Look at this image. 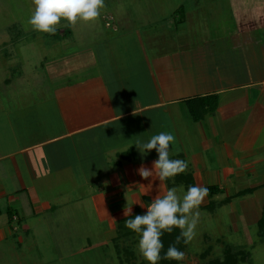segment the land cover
Listing matches in <instances>:
<instances>
[{"label": "crops", "instance_id": "1", "mask_svg": "<svg viewBox=\"0 0 264 264\" xmlns=\"http://www.w3.org/2000/svg\"><path fill=\"white\" fill-rule=\"evenodd\" d=\"M199 1L175 6L159 32L154 24L142 33L116 17L98 18L82 21L90 26L80 42L79 21L62 20L63 41L56 45L48 34L50 47L75 53L32 62L30 70L20 67L8 25L0 52V264H38L47 243L79 253L101 249L103 262L106 248L118 264H142L138 243L128 244L132 231L118 228L130 218L124 210L145 213L172 184L185 192V184L215 188L200 207L230 208L235 239L225 249L240 252V264H264L257 225L264 206V0L253 5L256 17L252 0H213L209 9ZM160 132L175 136L170 158L188 163L168 185L137 172L150 169L157 154L142 157L134 143Z\"/></svg>", "mask_w": 264, "mask_h": 264}, {"label": "rangeland", "instance_id": "2", "mask_svg": "<svg viewBox=\"0 0 264 264\" xmlns=\"http://www.w3.org/2000/svg\"><path fill=\"white\" fill-rule=\"evenodd\" d=\"M192 1L195 2L197 0H104L105 6L101 10V15L98 18L110 22V18L116 17V19L124 20L126 24L129 23V25H136L142 33V29L146 28L145 26L148 27L149 25L154 24L152 27L154 29L158 27L157 31L159 32L160 24H167L169 20L174 18V16L170 18V14L172 13V11H174L175 6H179L182 4H187L186 6H188ZM199 2H205L206 4H208L206 5L205 9H209V7H212L213 4V0H200ZM255 2L256 0L250 1V4L252 3V5L250 6V11H253L251 13H254V17L257 16L255 11L256 9L252 10L253 7L255 8V6H253ZM33 7V0H0V52L2 49V42L8 41L11 37L13 39V44L15 43L16 52H22V55H20L19 59L20 67H26L28 69L30 68V66L28 65H30L32 62H43L44 58L49 61L53 56L63 57L74 54L75 52H72L70 50H67V52H63V50H56L51 48L50 45H52V42L50 41L52 40L47 33H40L31 29L27 21L33 10ZM188 10L189 13L187 15V18L195 19V12H192L193 9L188 8ZM182 12V10H179V12L175 14V17L180 16ZM12 23L13 27L11 29V34L9 37L6 30L8 25L10 26V24ZM88 26H90L89 23L82 24V21H79L77 26H74V28L78 27L80 29L79 30L77 28V38L80 42L82 27H86L85 30H87V28H89ZM59 29L60 26H58L57 32H59ZM54 38H56V42H54L56 45H59L63 41L58 40L57 36ZM27 41H31V43L27 44ZM24 52L31 53L28 59L25 58ZM26 60L29 61L24 64ZM45 69H47V67L46 65H43L40 68V72L42 73ZM17 71L18 70L13 72L14 75H17ZM35 75L38 74L36 73ZM172 181L173 180H169L166 184L168 185ZM171 186L175 187L177 185L172 184ZM180 195L182 196L183 192H180ZM203 203H205V200H203L201 205ZM212 205L213 204H211L210 206ZM229 209L230 208H228L227 206H224L215 211L213 208L209 207V205L204 208H201L199 206L197 234L194 239L187 243L185 246V249L183 251L185 253V260L183 262L177 261V264H207L210 260L215 258L219 259L223 256V252L227 242H232L235 239V234L230 233L228 230V224L230 223L226 217L229 216ZM226 213L228 216L226 215ZM138 214L142 215L144 213H142L140 210L138 211ZM228 219L230 220L229 217ZM59 235L61 236L60 239H63L64 236L61 234ZM94 235L96 236V234ZM57 238L59 240V237ZM127 240L130 241L128 242V244H132L130 246L133 248V243H138L139 236L138 234L131 232V235ZM107 244L109 246V243ZM107 244H105V247H107ZM46 247L47 248H43L40 250L37 261L38 264H52V262L47 261L52 256H55L57 258V261H54L55 263L53 264H74L72 261L73 258L77 259L78 261L80 260V264H118V259L115 257H111L110 255L114 252V250L107 251L106 248L104 251L105 255L103 262L102 259H100L102 257L101 249L84 250L82 253H79L78 251L80 250L76 249H50L48 243L46 244ZM73 247H77V244H75L74 242L72 248ZM132 248L131 250L133 251ZM86 251H89L90 253H85ZM134 255L137 261H142V264H148V262L144 260L143 257L138 253L137 249L134 250ZM87 257L92 260V262H86L84 258Z\"/></svg>", "mask_w": 264, "mask_h": 264}, {"label": "clouds", "instance_id": "3", "mask_svg": "<svg viewBox=\"0 0 264 264\" xmlns=\"http://www.w3.org/2000/svg\"><path fill=\"white\" fill-rule=\"evenodd\" d=\"M33 10L28 18V25L32 30L55 34L61 21L69 25H76L78 21L95 22L101 15L105 6L104 0H33ZM175 143V136L171 132H160L149 139L137 140L136 146L140 155L147 156L151 150H155L157 159L152 167H139L138 175L147 180L154 177L160 182L174 180L178 174L184 173L188 163L182 159L170 158V146ZM152 181H149V185ZM183 192V195H179ZM208 194L206 186L192 185L185 191L183 187H171L163 195H158L150 202L144 214L132 216L131 205L127 207L124 215L128 219L124 221L127 229L138 234V253L148 264H158L161 259H171L178 262L185 260V253L175 244L170 245L161 256L163 241L161 237L165 232L171 233L174 228L180 229L176 243L181 239L187 244L197 234L199 218V206Z\"/></svg>", "mask_w": 264, "mask_h": 264}, {"label": "trees", "instance_id": "4", "mask_svg": "<svg viewBox=\"0 0 264 264\" xmlns=\"http://www.w3.org/2000/svg\"><path fill=\"white\" fill-rule=\"evenodd\" d=\"M54 36L56 37L57 33H55ZM185 185H186L185 188L187 190V188L189 187V184H185ZM190 186H192V184H190ZM208 190H209V193L211 195L214 194V192L216 191V189L213 187L208 189ZM210 207L213 208L212 206H210ZM124 221H122L120 226L118 227L120 231L123 230V228H124ZM257 225H258V229L260 230L262 235H264V206H263L262 215H261ZM179 233H180V229L174 228V230L171 233L165 232L164 235L161 237V240L163 241V245H164V247L160 253L162 257L164 256L168 247L170 245H173V244H175V246L178 249H180L181 251H184L185 246H186V244L184 243V240L181 239L179 243H176V238H177V236H179ZM125 235H128V234H125ZM122 236H123V234H122ZM242 260L243 259L240 258V252H233L230 248H226L223 252L222 258L212 259L207 264H240V261H242ZM177 263H178L177 261L171 260V259H161L158 262V264H177Z\"/></svg>", "mask_w": 264, "mask_h": 264}]
</instances>
